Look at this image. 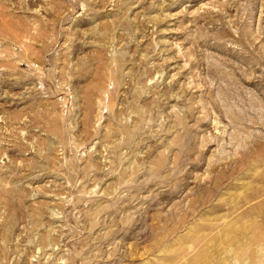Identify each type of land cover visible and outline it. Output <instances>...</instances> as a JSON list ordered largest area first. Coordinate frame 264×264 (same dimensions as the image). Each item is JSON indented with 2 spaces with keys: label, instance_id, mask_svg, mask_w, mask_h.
Segmentation results:
<instances>
[{
  "label": "rangeland",
  "instance_id": "1",
  "mask_svg": "<svg viewBox=\"0 0 264 264\" xmlns=\"http://www.w3.org/2000/svg\"><path fill=\"white\" fill-rule=\"evenodd\" d=\"M0 264H264V0H0Z\"/></svg>",
  "mask_w": 264,
  "mask_h": 264
}]
</instances>
